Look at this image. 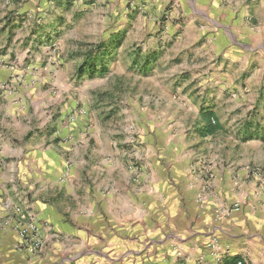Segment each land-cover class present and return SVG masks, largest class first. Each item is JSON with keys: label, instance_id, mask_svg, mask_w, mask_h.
<instances>
[{"label": "rangeland", "instance_id": "1", "mask_svg": "<svg viewBox=\"0 0 264 264\" xmlns=\"http://www.w3.org/2000/svg\"><path fill=\"white\" fill-rule=\"evenodd\" d=\"M5 9L22 43L0 89L20 87L24 122L74 123L71 146L122 160L128 191L152 190L165 164L152 151H165L169 177L219 216L264 192V0H0ZM207 110L221 125L212 134L200 130ZM185 257L174 247L167 263L141 264Z\"/></svg>", "mask_w": 264, "mask_h": 264}, {"label": "crops", "instance_id": "2", "mask_svg": "<svg viewBox=\"0 0 264 264\" xmlns=\"http://www.w3.org/2000/svg\"><path fill=\"white\" fill-rule=\"evenodd\" d=\"M5 14L0 10V81L11 75L8 60L22 43L12 36L20 24ZM23 104L20 87L0 89V264H141L153 257L167 263L174 247L186 254V264H264L260 189L252 188L248 205L219 216L215 201H190L188 181L182 183L186 189L178 187L165 151H152L153 163H165L163 174L152 171L147 193L128 191L122 160L102 149L71 146L72 122H24ZM18 205L44 224V246L36 254L18 248L19 220L12 211ZM211 238L217 239L213 248L207 247Z\"/></svg>", "mask_w": 264, "mask_h": 264}, {"label": "built area", "instance_id": "3", "mask_svg": "<svg viewBox=\"0 0 264 264\" xmlns=\"http://www.w3.org/2000/svg\"><path fill=\"white\" fill-rule=\"evenodd\" d=\"M12 211L19 220L17 227L19 236V241L17 244L18 248L33 254L38 253L44 245L43 233L39 223L35 222L31 218L24 221L23 219H25V212L19 206H15ZM234 264L244 263L241 260H238Z\"/></svg>", "mask_w": 264, "mask_h": 264}, {"label": "trees", "instance_id": "4", "mask_svg": "<svg viewBox=\"0 0 264 264\" xmlns=\"http://www.w3.org/2000/svg\"><path fill=\"white\" fill-rule=\"evenodd\" d=\"M114 42L115 45L119 44L118 39H114ZM110 49H111L110 47H105L103 51H100L98 53V57L102 59L110 51ZM86 67H88L89 69H94V66H91L90 64H87ZM201 115H202V126L200 130L203 133L212 134L216 132L219 128H221V125L219 124L214 113H212L210 110L204 111Z\"/></svg>", "mask_w": 264, "mask_h": 264}]
</instances>
